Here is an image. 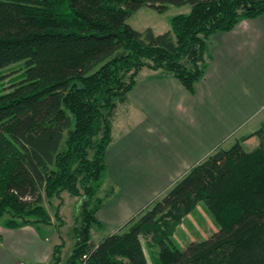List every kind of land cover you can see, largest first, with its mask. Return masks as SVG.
I'll return each instance as SVG.
<instances>
[{
    "label": "trees",
    "instance_id": "16d2710c",
    "mask_svg": "<svg viewBox=\"0 0 264 264\" xmlns=\"http://www.w3.org/2000/svg\"><path fill=\"white\" fill-rule=\"evenodd\" d=\"M191 9L171 29L140 31L127 22L148 5ZM264 13V0H0V218L20 227L53 225L45 201L80 197L68 264H264V122L259 143L218 148L117 231L102 226L97 197L107 169L113 118L142 69L170 73L194 92L208 64L211 35ZM24 61V77L4 83L3 69ZM112 185L106 189L108 194ZM204 201L219 228L181 247L173 235ZM61 219V218H60ZM61 224V223H60ZM64 242L53 246L52 263Z\"/></svg>",
    "mask_w": 264,
    "mask_h": 264
},
{
    "label": "crops",
    "instance_id": "0c3cea01",
    "mask_svg": "<svg viewBox=\"0 0 264 264\" xmlns=\"http://www.w3.org/2000/svg\"><path fill=\"white\" fill-rule=\"evenodd\" d=\"M263 122L264 13L211 35L194 92L170 73L142 69L113 118L104 174L112 190L96 212L99 227L117 231L216 149L241 138L254 148ZM55 244L36 224L0 225V264H51Z\"/></svg>",
    "mask_w": 264,
    "mask_h": 264
},
{
    "label": "rangeland",
    "instance_id": "374dc122",
    "mask_svg": "<svg viewBox=\"0 0 264 264\" xmlns=\"http://www.w3.org/2000/svg\"><path fill=\"white\" fill-rule=\"evenodd\" d=\"M190 4L182 6L170 4L164 11H159L152 6L145 5L134 11L127 19V22L135 29L143 31L147 27H152L156 33H162L171 29V18L179 13L189 12ZM5 73L4 83L8 86L10 83L20 81L24 77V61H17L3 69ZM122 103V102H121ZM120 105V104H119ZM118 105V106H119ZM246 149H251L252 146L246 145ZM103 174L101 186L98 187L97 197L101 199L106 195L108 189ZM63 203L60 206L61 219L56 217V209L61 203V199L54 197L50 202L48 199L45 205L51 214L52 224L40 223L38 229L43 235L49 236L53 242H64L62 248V259L59 264H68V258L72 254L75 237L73 227L80 214V197L71 195L69 192L62 193ZM6 215L0 218V225H5ZM61 223V224H60ZM219 228L213 215L207 208L204 201H201L197 206L187 214L183 222L177 227L174 232V239L179 246H186L191 240L203 239L211 236ZM92 241L98 242L100 235H106V231L98 225L92 227ZM145 251L150 264H154V259L157 256V246L150 245L147 238H143ZM54 259H51V261Z\"/></svg>",
    "mask_w": 264,
    "mask_h": 264
},
{
    "label": "built area",
    "instance_id": "2783aa9c",
    "mask_svg": "<svg viewBox=\"0 0 264 264\" xmlns=\"http://www.w3.org/2000/svg\"><path fill=\"white\" fill-rule=\"evenodd\" d=\"M20 264H28V263H25V262H21Z\"/></svg>",
    "mask_w": 264,
    "mask_h": 264
}]
</instances>
